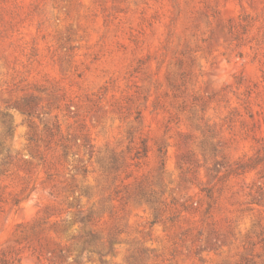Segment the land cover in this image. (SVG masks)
Wrapping results in <instances>:
<instances>
[{
	"label": "rangeland",
	"instance_id": "rangeland-1",
	"mask_svg": "<svg viewBox=\"0 0 264 264\" xmlns=\"http://www.w3.org/2000/svg\"><path fill=\"white\" fill-rule=\"evenodd\" d=\"M3 254L264 264V0H0Z\"/></svg>",
	"mask_w": 264,
	"mask_h": 264
},
{
	"label": "trees",
	"instance_id": "trees-1",
	"mask_svg": "<svg viewBox=\"0 0 264 264\" xmlns=\"http://www.w3.org/2000/svg\"><path fill=\"white\" fill-rule=\"evenodd\" d=\"M85 221H87V222H90L91 221V216H88L87 218H85ZM85 236L86 237H90L91 238V240H95V236H94V234L92 233V232H87L86 234H85ZM80 237H84V236H80ZM0 264H20V260H18V259H14V258H8L6 255H1L0 256Z\"/></svg>",
	"mask_w": 264,
	"mask_h": 264
}]
</instances>
